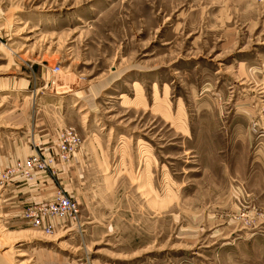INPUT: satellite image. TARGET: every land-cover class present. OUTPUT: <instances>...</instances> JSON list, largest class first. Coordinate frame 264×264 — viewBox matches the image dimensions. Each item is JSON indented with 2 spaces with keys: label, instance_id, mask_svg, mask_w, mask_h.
<instances>
[{
  "label": "rangeland",
  "instance_id": "obj_1",
  "mask_svg": "<svg viewBox=\"0 0 264 264\" xmlns=\"http://www.w3.org/2000/svg\"><path fill=\"white\" fill-rule=\"evenodd\" d=\"M67 128L0 188V264H264V0H0V152ZM36 179L78 224L12 213Z\"/></svg>",
  "mask_w": 264,
  "mask_h": 264
},
{
  "label": "built area",
  "instance_id": "obj_2",
  "mask_svg": "<svg viewBox=\"0 0 264 264\" xmlns=\"http://www.w3.org/2000/svg\"><path fill=\"white\" fill-rule=\"evenodd\" d=\"M58 69L53 70L57 72ZM59 145L55 154L35 155L23 161H17L5 169H0V188L21 178L23 181H30L34 173H53L55 161H68L76 152L81 143L79 134L73 128L63 129L58 137ZM21 217L30 225L40 227L46 225L51 219H58L72 225L79 223L80 210L78 203L72 197L62 191L45 203H36L25 206L21 211Z\"/></svg>",
  "mask_w": 264,
  "mask_h": 264
},
{
  "label": "crops",
  "instance_id": "obj_3",
  "mask_svg": "<svg viewBox=\"0 0 264 264\" xmlns=\"http://www.w3.org/2000/svg\"><path fill=\"white\" fill-rule=\"evenodd\" d=\"M45 145V144H44ZM52 153L56 152V149L51 150ZM33 153L32 149H22L20 151H7V152H0V162L1 163H14L18 161L21 158H24L26 156H30ZM79 157H78V163L82 164L86 162L85 158L87 156V153L83 150V147L80 146V150L78 151ZM60 166V165H59ZM60 170L63 175L66 174L67 168L65 166H61ZM17 181H21L17 178ZM23 185L20 189H7L8 198L7 202L9 207L13 209L12 213H18L20 212L21 208L28 204V203H39L42 201H47L51 198V196L54 194L53 190L55 187V184L52 181L45 180L40 181L36 179L33 183L27 184V186H24L26 184L17 182Z\"/></svg>",
  "mask_w": 264,
  "mask_h": 264
}]
</instances>
